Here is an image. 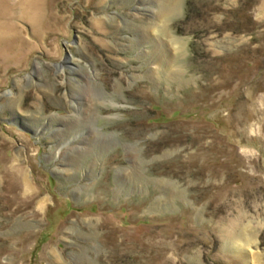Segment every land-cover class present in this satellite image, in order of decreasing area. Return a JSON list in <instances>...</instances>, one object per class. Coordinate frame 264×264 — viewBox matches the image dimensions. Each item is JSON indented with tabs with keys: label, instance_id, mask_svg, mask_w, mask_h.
I'll use <instances>...</instances> for the list:
<instances>
[{
	"label": "rangeland",
	"instance_id": "1",
	"mask_svg": "<svg viewBox=\"0 0 264 264\" xmlns=\"http://www.w3.org/2000/svg\"><path fill=\"white\" fill-rule=\"evenodd\" d=\"M23 2L0 264H264V0Z\"/></svg>",
	"mask_w": 264,
	"mask_h": 264
},
{
	"label": "bare ground",
	"instance_id": "2",
	"mask_svg": "<svg viewBox=\"0 0 264 264\" xmlns=\"http://www.w3.org/2000/svg\"><path fill=\"white\" fill-rule=\"evenodd\" d=\"M33 1L34 0H24V2L27 3V7H26V9L24 11L22 10L23 12H21V13H22L23 16L30 17L31 21H33V23L37 24V22H38V17L37 16H38V13H39V9L36 8V5L34 7V2ZM180 2H181V0H168L167 4H165L166 6L162 10V17L166 19L170 15H172V14L176 13L177 11H179ZM35 4H36V2H35ZM21 32H18L16 30V28H14L12 25H10L9 24V20H7V18H6L2 22H0V44L1 45L3 44V46H4L5 44H7V41L9 43V40L12 39L13 38L12 36H14V35H16L15 38L17 40L19 38L18 35L21 34ZM237 236H239V234Z\"/></svg>",
	"mask_w": 264,
	"mask_h": 264
}]
</instances>
